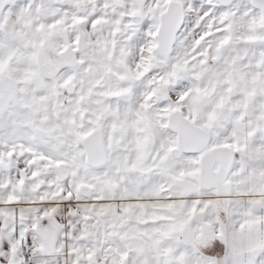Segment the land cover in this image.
Returning <instances> with one entry per match:
<instances>
[{"label": "snow or ice", "instance_id": "6c2138e0", "mask_svg": "<svg viewBox=\"0 0 264 264\" xmlns=\"http://www.w3.org/2000/svg\"><path fill=\"white\" fill-rule=\"evenodd\" d=\"M0 264H264V0H0Z\"/></svg>", "mask_w": 264, "mask_h": 264}]
</instances>
